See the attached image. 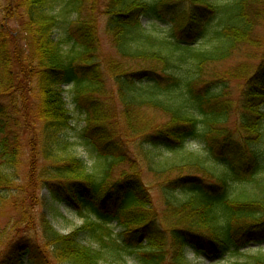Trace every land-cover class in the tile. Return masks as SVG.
<instances>
[{"label":"trees","instance_id":"trees-1","mask_svg":"<svg viewBox=\"0 0 264 264\" xmlns=\"http://www.w3.org/2000/svg\"><path fill=\"white\" fill-rule=\"evenodd\" d=\"M11 3L18 27H0V213L20 215L0 230V264H192L188 249L213 260L264 244V38L236 98L240 66L214 68L258 38L264 0ZM48 199L83 224L58 231Z\"/></svg>","mask_w":264,"mask_h":264},{"label":"rangeland","instance_id":"rangeland-1","mask_svg":"<svg viewBox=\"0 0 264 264\" xmlns=\"http://www.w3.org/2000/svg\"><path fill=\"white\" fill-rule=\"evenodd\" d=\"M9 3L13 5L11 3V0H0V27L4 26V28L14 31L18 27V22L15 20L16 15L13 16L12 11L10 10ZM105 21H106L105 17H102L100 19V28H101L100 36L102 40V49L105 53L113 54V48L111 46V42L109 41V36L104 32ZM161 25L164 26L163 24ZM254 33L256 36H258V38H256L252 44L241 47L240 50L237 51L230 60L216 64L214 66V68H217L220 71L224 69L236 67L238 65L240 66L241 76L238 78H234V80L230 82L229 85L230 97L233 98L237 97L240 84L244 81L245 74L251 72L254 69L255 65L259 62V59L261 57L262 43H263L261 39L264 38L262 37L264 36V26H260L256 28ZM235 118L237 117L236 116L232 117V120L230 121L231 127H233ZM195 146L197 145L194 144V147ZM74 152L78 156L86 160H89L88 166H93L95 164L94 158L89 156L88 152L85 151L82 147L76 148ZM26 168L27 166L25 163H23L22 166L20 167V178L18 179V182L20 183H22L23 179L25 178L24 173L26 172ZM146 181L149 184L151 194L154 197L155 205L157 206V208H159L160 211H162L164 207L161 204L159 187L157 186L156 178L152 175L146 176ZM29 200H30V204L35 205V200L33 196ZM55 208L61 210L65 215L63 217L56 216L54 214ZM36 209L39 211V207H36ZM46 211L52 217L53 224L58 229V231L64 234L71 233L74 229L82 225L84 222V218L82 216H80L72 209H69L67 205L63 203L54 204V206H52V203L48 199V202L46 204ZM19 215L20 213L18 211H14V209L11 206L6 207L0 213V230L4 229L8 221H10L12 218L15 219L16 216ZM1 232L4 233L5 231H1ZM252 246L253 247L246 252L230 253L220 259H213V260L206 259L201 255H197L195 252L188 249L187 257L192 264H247L245 262H247L246 258H248L249 256L258 253L264 254V244L261 245L257 244ZM128 262L129 264H137L135 263V256L128 257ZM26 264H35V262L34 260H27ZM46 264H50V263L46 262Z\"/></svg>","mask_w":264,"mask_h":264}]
</instances>
